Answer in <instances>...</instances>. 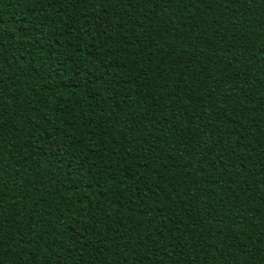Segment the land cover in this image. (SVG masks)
Wrapping results in <instances>:
<instances>
[{
	"label": "trees",
	"instance_id": "trees-1",
	"mask_svg": "<svg viewBox=\"0 0 264 264\" xmlns=\"http://www.w3.org/2000/svg\"><path fill=\"white\" fill-rule=\"evenodd\" d=\"M0 264H264V0H0Z\"/></svg>",
	"mask_w": 264,
	"mask_h": 264
}]
</instances>
